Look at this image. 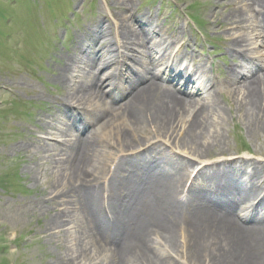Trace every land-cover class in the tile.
<instances>
[{
    "label": "bare ground",
    "instance_id": "bare-ground-1",
    "mask_svg": "<svg viewBox=\"0 0 264 264\" xmlns=\"http://www.w3.org/2000/svg\"><path fill=\"white\" fill-rule=\"evenodd\" d=\"M229 2L233 6L226 20L241 29L228 34L229 48L241 57L242 68L251 67L248 73L229 68L222 83L203 72L202 59L181 69L178 57L190 42L181 32L158 33L150 15L134 12L135 0L115 3L120 12L111 14L117 27L114 47L111 38L101 36L107 30H97L85 46L75 40L81 52L66 55L59 68L58 79L69 91L63 102L71 109L65 113L67 123L61 119L55 130L61 144L39 142L38 148L54 179V200L61 199L44 233L70 237L58 264H181L178 253L197 264L203 255L211 264H264V185L222 173L227 161L214 160L199 164L193 185L198 178L202 183L190 189L188 200L183 190L189 157H209L224 143L219 93L235 98L237 111L252 126L257 114H264V62L256 65L250 59L257 52L254 44L263 47L258 53L264 57V0ZM175 44L176 55L168 52ZM172 73L183 83L192 78L202 83L191 93L173 82ZM120 84L122 98L116 94ZM180 126L184 133L169 141ZM104 133L122 153L115 168L112 152L103 148L108 142L102 140ZM168 149L185 153L180 171L171 170ZM240 159L228 162L235 165ZM214 167L220 171L213 172ZM100 175L111 176L107 188ZM182 238L188 241L184 248Z\"/></svg>",
    "mask_w": 264,
    "mask_h": 264
},
{
    "label": "rangeland",
    "instance_id": "rangeland-1",
    "mask_svg": "<svg viewBox=\"0 0 264 264\" xmlns=\"http://www.w3.org/2000/svg\"><path fill=\"white\" fill-rule=\"evenodd\" d=\"M116 1L0 0V264H58L60 256L66 255L64 245L69 246V235L50 237L44 233L45 223L55 217L61 199L54 200L55 194L51 193L54 179L47 172L45 153L38 152L39 142L61 144L55 130L62 124L61 119L67 123L65 113L71 109L63 102L69 91L66 83L58 79L59 68L66 55L81 52L75 47V40L83 46L94 38L97 30L103 34L107 30L108 34L101 36L111 38L113 47L117 44V27L111 21V14L120 12ZM135 3L134 12L150 15L154 25L159 24L158 33L169 36L172 31L181 32L180 37L190 42L191 46L184 48L178 57L181 67L189 61L191 66L194 61L197 65L202 59L203 72L220 83L225 81L229 68L249 72L251 65L242 68L241 57L228 45V34L241 31L226 20L233 6L229 0H135ZM156 35L154 39L159 37ZM176 45L168 52L178 54ZM251 49L257 50L251 61L263 64L264 57L258 53L263 47L254 44ZM170 78L191 93L202 83L197 78L183 83L173 73ZM135 80L128 81L125 88L131 87L128 85ZM121 87L124 85L120 84L116 91L119 98L125 95ZM104 89L111 90L107 84ZM218 99L225 112L224 143L209 157L197 160L190 156L189 174L196 172L203 161L224 160L227 162L220 167L221 171L219 167L212 171L235 174L243 182L252 178L264 185V114L260 111L258 122L252 126L241 109L237 111L235 98L223 91ZM84 119L80 118L79 123ZM183 131L184 126H180L169 141L179 139ZM109 136L104 133L102 140L108 142L103 148L112 152L113 159V153L120 151ZM168 151H172L167 158L171 170L180 171L185 153L178 149ZM220 151L223 153L218 154ZM237 157L242 159L235 165L228 162ZM118 163L113 162V166ZM256 165L259 169L255 170ZM99 180L103 185L109 184L103 175ZM197 181L199 187L202 181L199 178ZM180 245L184 248L188 241L181 239ZM178 255L181 264H197L183 254ZM205 260L203 255L199 263H212L208 256Z\"/></svg>",
    "mask_w": 264,
    "mask_h": 264
}]
</instances>
